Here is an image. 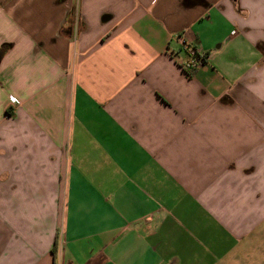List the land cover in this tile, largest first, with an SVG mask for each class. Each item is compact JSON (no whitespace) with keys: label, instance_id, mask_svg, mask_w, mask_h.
Here are the masks:
<instances>
[{"label":"crops","instance_id":"obj_1","mask_svg":"<svg viewBox=\"0 0 264 264\" xmlns=\"http://www.w3.org/2000/svg\"><path fill=\"white\" fill-rule=\"evenodd\" d=\"M3 45L0 264L264 260V0H0Z\"/></svg>","mask_w":264,"mask_h":264},{"label":"built area","instance_id":"obj_2","mask_svg":"<svg viewBox=\"0 0 264 264\" xmlns=\"http://www.w3.org/2000/svg\"><path fill=\"white\" fill-rule=\"evenodd\" d=\"M188 53V59L184 62L185 68L189 72H194L199 66L206 61V55L201 54L194 46L184 43ZM10 102L12 104H19L20 101L15 96H10Z\"/></svg>","mask_w":264,"mask_h":264},{"label":"trees","instance_id":"obj_3","mask_svg":"<svg viewBox=\"0 0 264 264\" xmlns=\"http://www.w3.org/2000/svg\"><path fill=\"white\" fill-rule=\"evenodd\" d=\"M8 49V45H3L1 48H0V60L1 58L3 57V55L6 53Z\"/></svg>","mask_w":264,"mask_h":264},{"label":"rangeland","instance_id":"obj_4","mask_svg":"<svg viewBox=\"0 0 264 264\" xmlns=\"http://www.w3.org/2000/svg\"><path fill=\"white\" fill-rule=\"evenodd\" d=\"M254 264H264V260L263 259H260L257 262H255Z\"/></svg>","mask_w":264,"mask_h":264}]
</instances>
